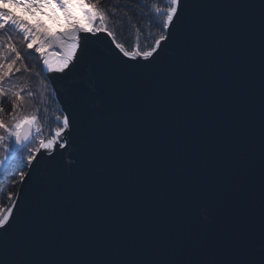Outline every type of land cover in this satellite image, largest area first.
Segmentation results:
<instances>
[{
    "label": "water",
    "instance_id": "95a60500",
    "mask_svg": "<svg viewBox=\"0 0 264 264\" xmlns=\"http://www.w3.org/2000/svg\"><path fill=\"white\" fill-rule=\"evenodd\" d=\"M192 26L219 39L183 95L152 68L115 62L104 33L89 34L67 75L46 73L75 124L71 147L40 157L35 177L63 198L32 264H264L260 138V5L264 0H191ZM77 0L52 14L45 34L87 27ZM90 10V9H89ZM35 30H39L37 25ZM57 62L59 49L46 45ZM169 46L154 65H172ZM67 71V70H66ZM167 89V91H166ZM118 113L131 119L117 121ZM92 181L89 186V181ZM21 218L36 182L24 185ZM87 187V191L85 188Z\"/></svg>",
    "mask_w": 264,
    "mask_h": 264
},
{
    "label": "snow or ice",
    "instance_id": "6c2138e0",
    "mask_svg": "<svg viewBox=\"0 0 264 264\" xmlns=\"http://www.w3.org/2000/svg\"><path fill=\"white\" fill-rule=\"evenodd\" d=\"M55 3L65 14L66 20L70 17L68 6L72 0H0V173L6 174L7 169L13 164L14 178L11 185L16 191L4 192L0 188V196L6 195L9 204H0V264H32L30 261L10 262L5 259L9 255L21 256L28 251L37 248L48 234L63 211V198L59 196L50 180L35 177V171L40 164V157L48 155L55 159L57 148L67 150L71 142L67 136L72 131L75 120L70 114L57 115L56 127L49 130L44 136V126L40 123L39 109L27 112L24 109L26 99L21 90L13 91L6 87L5 77L12 72V66L21 61L20 53L12 41L11 35H3L9 28L22 35L26 47L33 49L36 37L39 43L35 44V52L41 56L43 68L41 73H62L67 75L80 60V53L85 49V41L89 34L99 38L97 34L104 33L110 38L114 46L115 62L121 65L132 64L141 69L152 68L159 73L174 95H183L185 88L192 82L196 69L202 63V56L210 47L217 46L219 36L211 25L192 26L190 28L191 10L194 7L191 0H166V6L151 5V14L145 12L146 3H130L124 0V6L137 10L142 19H147L148 24L155 30L151 43L142 46L139 42V34L143 29L133 23L132 27L137 32L136 43L130 49L116 38L115 31L107 26L108 13L100 7V0H77L81 8L88 5L84 15L88 20L87 27L73 23L62 32L51 35L36 32L34 26L17 17L14 13L3 7L10 4L15 7H23L26 12L31 9H40L44 5ZM117 2L113 6V13L120 7ZM260 138H261V189L262 203H264V4L260 5ZM90 9V10H89ZM43 15V13H41ZM128 16V13H124ZM98 21V23H97ZM116 23H120L119 20ZM43 27V25H40ZM55 47L60 50L61 56L53 63L49 55L43 51L44 46ZM172 46L176 49V59L172 65H154L157 58ZM13 53L15 58H9L8 71H4V53ZM67 70V71H66ZM20 72V69H15ZM167 91V89H166ZM33 92L26 93L27 99L33 98ZM11 101V119H5L4 105ZM123 113H118L116 120L131 119ZM17 159L19 163L17 164ZM11 161V164L9 163ZM35 180L36 189L33 202V210L27 219L21 218V203L25 199L24 185ZM92 181H89V186ZM87 191V187L85 188ZM262 251H264V222H262Z\"/></svg>",
    "mask_w": 264,
    "mask_h": 264
},
{
    "label": "trees",
    "instance_id": "16d2710c",
    "mask_svg": "<svg viewBox=\"0 0 264 264\" xmlns=\"http://www.w3.org/2000/svg\"><path fill=\"white\" fill-rule=\"evenodd\" d=\"M104 0H100V7L105 9L108 13L107 26L109 29L115 31L116 38L119 42L123 43L126 47L130 49L131 45L136 43L137 32L132 27V24H137L143 29L142 33L139 34V42L142 46L153 42L152 35L154 29L148 24L147 19H142L141 14L130 7H126V12L128 16L123 15L119 21L116 23L117 18L115 17V12L113 13L110 6L102 5ZM133 3H146L148 7L145 8V12L151 14V5L156 4L159 7L166 6V0H135ZM98 23V21H97ZM8 34L11 35L12 41L15 44L17 51L20 53L23 65L28 68L25 72L21 66V61H17L12 66V72L5 77L6 87L11 88L13 91L21 90L22 96L25 97L26 103L24 109L27 112L36 111L39 109L40 123L44 126L43 135L47 136L50 129L55 128L56 121L55 117L57 115H63V111L60 108L59 102L54 96V90L50 83V80L46 72L41 73L43 68L41 56L39 53L35 52V45L33 49H28L24 42L23 36L17 34V32L11 28L7 30L3 35L6 37ZM9 58L14 59L13 53H4V71H8L7 64L9 63ZM19 68L20 72H16L15 69ZM28 91L33 92V98L31 100L27 99L26 93ZM5 107V119L10 120L11 101L10 98L8 102L4 105ZM11 164V161L9 162ZM19 160L17 159V164ZM16 165L13 164L7 169V173H0V188H3L4 192L16 191V188L11 185V180L14 178L13 168ZM0 204L7 206L9 204L7 196H0Z\"/></svg>",
    "mask_w": 264,
    "mask_h": 264
},
{
    "label": "flooded vegetation",
    "instance_id": "af4514ba",
    "mask_svg": "<svg viewBox=\"0 0 264 264\" xmlns=\"http://www.w3.org/2000/svg\"><path fill=\"white\" fill-rule=\"evenodd\" d=\"M119 2L120 3V7L116 8L115 10V17L117 18V20H119L124 13L126 12V6H124V0H104L102 2V5L104 6H110L113 9V6ZM136 2L135 0H130V3Z\"/></svg>",
    "mask_w": 264,
    "mask_h": 264
},
{
    "label": "bare ground",
    "instance_id": "6f19581e",
    "mask_svg": "<svg viewBox=\"0 0 264 264\" xmlns=\"http://www.w3.org/2000/svg\"><path fill=\"white\" fill-rule=\"evenodd\" d=\"M36 32H39V33H43L44 32V28H42V29H39V30H37ZM39 37H36V41H38L39 42ZM45 47H46V45H45Z\"/></svg>",
    "mask_w": 264,
    "mask_h": 264
},
{
    "label": "rangeland",
    "instance_id": "374dc122",
    "mask_svg": "<svg viewBox=\"0 0 264 264\" xmlns=\"http://www.w3.org/2000/svg\"><path fill=\"white\" fill-rule=\"evenodd\" d=\"M39 40V39H38ZM36 43H39L38 41H35L34 42V45L36 44ZM43 51H44V53H45V51H46V47L44 46V48H43Z\"/></svg>",
    "mask_w": 264,
    "mask_h": 264
}]
</instances>
